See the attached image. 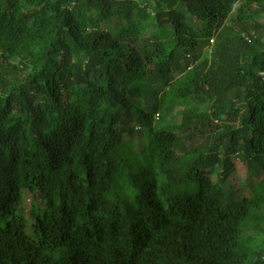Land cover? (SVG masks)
Here are the masks:
<instances>
[{
	"label": "trees",
	"instance_id": "1",
	"mask_svg": "<svg viewBox=\"0 0 264 264\" xmlns=\"http://www.w3.org/2000/svg\"><path fill=\"white\" fill-rule=\"evenodd\" d=\"M236 1L0 0V264H264V0Z\"/></svg>",
	"mask_w": 264,
	"mask_h": 264
},
{
	"label": "rangeland",
	"instance_id": "2",
	"mask_svg": "<svg viewBox=\"0 0 264 264\" xmlns=\"http://www.w3.org/2000/svg\"><path fill=\"white\" fill-rule=\"evenodd\" d=\"M240 2V0H237L236 2H235V4H234V6L235 5H238V3ZM261 21H263V20H261ZM113 24H111V23H106V24H103L102 25V28H108V27H111ZM153 27H156V24H155V26H153ZM140 106H142L143 108H147V106H148V101H140ZM205 109V107H203V109L202 110H204ZM180 112H178V114H179ZM178 114H176V116H179ZM174 120H175V122H179L180 121V119L177 117V118H175L174 117ZM142 150V145H140V146H137L136 147V152H140ZM235 165L237 166V170H238V176H239V178H241V180H243L244 182H245V180H246V177H247V175H249V173L248 172H246L245 171V169H244V167H243V164L241 163V162H235ZM243 182V183H244ZM228 188H229V185L228 184H226L225 185V189L226 190H228ZM28 205H29V203H27V205H26V207H28Z\"/></svg>",
	"mask_w": 264,
	"mask_h": 264
},
{
	"label": "clouds",
	"instance_id": "3",
	"mask_svg": "<svg viewBox=\"0 0 264 264\" xmlns=\"http://www.w3.org/2000/svg\"><path fill=\"white\" fill-rule=\"evenodd\" d=\"M39 196H40V192H38L37 190H33L32 193L27 190L24 192L22 206L25 210V215L27 220L31 221L30 211L33 206L36 205H40L41 207L44 206V201H42V198ZM27 203H29L28 207H26Z\"/></svg>",
	"mask_w": 264,
	"mask_h": 264
}]
</instances>
